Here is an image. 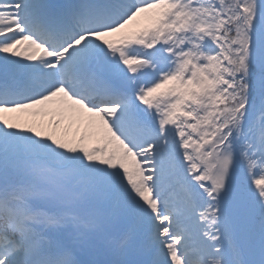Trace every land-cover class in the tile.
I'll list each match as a JSON object with an SVG mask.
<instances>
[{
	"label": "snow or ice",
	"instance_id": "1",
	"mask_svg": "<svg viewBox=\"0 0 264 264\" xmlns=\"http://www.w3.org/2000/svg\"><path fill=\"white\" fill-rule=\"evenodd\" d=\"M0 264H264V0H0Z\"/></svg>",
	"mask_w": 264,
	"mask_h": 264
}]
</instances>
